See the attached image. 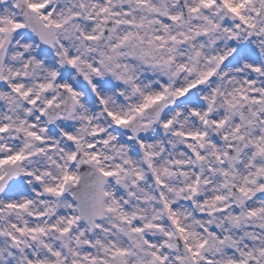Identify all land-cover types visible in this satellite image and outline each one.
<instances>
[{
	"label": "snow or ice",
	"instance_id": "obj_1",
	"mask_svg": "<svg viewBox=\"0 0 264 264\" xmlns=\"http://www.w3.org/2000/svg\"><path fill=\"white\" fill-rule=\"evenodd\" d=\"M0 264H264V0H0Z\"/></svg>",
	"mask_w": 264,
	"mask_h": 264
}]
</instances>
